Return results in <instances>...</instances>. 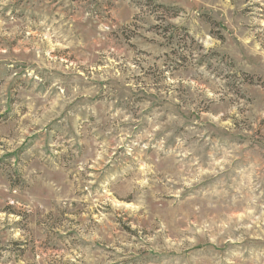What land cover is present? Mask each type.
Returning a JSON list of instances; mask_svg holds the SVG:
<instances>
[{
	"label": "rangeland",
	"instance_id": "obj_1",
	"mask_svg": "<svg viewBox=\"0 0 264 264\" xmlns=\"http://www.w3.org/2000/svg\"><path fill=\"white\" fill-rule=\"evenodd\" d=\"M0 264H264V0H0Z\"/></svg>",
	"mask_w": 264,
	"mask_h": 264
}]
</instances>
